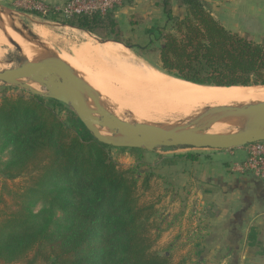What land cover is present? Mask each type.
<instances>
[{
	"label": "trees",
	"instance_id": "obj_1",
	"mask_svg": "<svg viewBox=\"0 0 264 264\" xmlns=\"http://www.w3.org/2000/svg\"><path fill=\"white\" fill-rule=\"evenodd\" d=\"M174 4L185 9L184 17L173 14ZM157 6L166 23L141 50L158 56L160 70L204 86H264V37L257 42L227 30L205 0H162ZM49 14L50 20L135 48L115 9L63 16L51 8ZM143 21L136 14L130 25ZM112 149L139 164L146 153L99 142L55 100L24 90L3 99L2 188L17 179L24 184L19 192L8 191L10 202L0 196V264H172L155 251V206L141 200L138 178L118 167ZM201 156L178 154L165 165L196 163ZM149 183L145 178L144 189Z\"/></svg>",
	"mask_w": 264,
	"mask_h": 264
},
{
	"label": "rangeland",
	"instance_id": "obj_2",
	"mask_svg": "<svg viewBox=\"0 0 264 264\" xmlns=\"http://www.w3.org/2000/svg\"><path fill=\"white\" fill-rule=\"evenodd\" d=\"M70 3L71 0H0V10L2 12L14 13L16 16L18 15L21 24L20 26H17L18 29L15 25H13L14 27L11 29L21 36L28 37L27 39L32 38L31 40L34 41L37 39L33 29L35 25L45 27L46 35L45 38H43L44 44L35 42L38 47L37 50L41 48L44 53L43 55L48 52L56 54V51L57 53H62L64 51L70 54L72 50L75 51L77 49V40H74L72 35H65V30L75 27L50 20L47 18L50 14L46 11L49 7L58 10H65ZM125 3H128V1ZM125 3L116 7V10L124 6ZM36 12L38 13L36 14ZM78 30L86 32L81 29ZM124 30L126 36H129L130 34H127L126 27ZM263 36L259 37V41L262 40ZM251 37L253 38L252 35ZM96 38L102 41L101 38L97 36ZM38 40L40 39L38 38ZM132 42L135 45V48L130 51L134 56L166 75V73L159 68L160 62L158 56L155 53L141 50V48L148 44V40L143 34L134 38ZM49 45L51 47H49ZM45 46L48 47L46 48ZM0 52H2V55H0V64L6 68L19 66V58H23L22 52H19L13 44H10L9 36L6 34V27L2 23H0ZM21 90L29 92L15 84L0 83V104L3 102L4 98H17ZM39 90L42 89L40 88ZM121 99L123 98H118L117 101L115 98L107 99L106 102L109 103L108 105L110 107L105 106V110L114 114L121 120L125 121L123 117H126V121L128 120L130 123L167 126L176 130H188L191 132L203 131L206 128V124L211 121L204 117L208 110H204L203 112L198 110L196 112L181 113L177 115L166 110V112L161 113V115L153 111L151 113L153 118L143 120L142 122L136 117V114L130 108H123L122 105L124 102ZM124 101H128V97L124 98ZM244 106L248 107L250 105L234 106L228 110H240L245 108ZM121 108L123 111H121ZM116 113H119L123 117L116 115ZM166 115L169 118H167ZM171 115L174 117L171 118ZM131 116H133L135 120H138L135 121ZM217 124H219L218 121L212 124L207 132H215L213 127ZM227 129L228 128H222L218 130L221 132ZM229 130L232 129L229 128ZM246 149L247 147H245V149L240 148L232 151L214 153L213 151L208 150H195L183 147L170 149L158 148L154 151L146 150L141 164L136 162L135 158L128 152H121L117 149L111 150V156L118 167L121 170L134 172L138 178L141 200L144 203L155 206L156 216L153 220V224L155 227L154 233L158 236V241L155 247L156 252L169 256L172 264H217L218 261L224 260L226 257H229L227 259V264H239L237 263V260L240 257L239 253L234 254L227 252L226 250L219 253L211 252L212 250H210V246L212 241L210 240L211 238H208L209 233L212 228L223 229L225 227V221L222 219L227 218L228 220L229 216L235 213L248 214L249 221L244 228L250 226L255 215L261 211L258 199L264 198V188L261 186L264 183V179L251 173H240L236 169V164L231 168V165L227 163L233 171V174H231L233 177L231 179L232 181H230L231 183L224 185L221 182L222 178H219V176L214 181V178L209 177L207 174L209 172V166L207 163H210L209 161H212L213 159L207 160L206 157L213 156L215 158L217 156L220 158H230L231 156H237L236 159H241L243 156L245 160ZM185 153H199L202 156L196 163H179L172 166L165 165V162H168L174 155ZM3 160H5V158H3ZM241 160H239V162L244 161ZM240 176L247 177L248 180L244 181ZM145 178H150L148 190L144 189ZM213 181L216 182V184H214ZM23 184V179L7 181V189L4 190L2 188L3 177L0 175V196L3 195L4 198L7 197L8 202H10V197L8 198L10 194L8 191L11 193L19 192V188L22 187ZM212 185L213 187L216 186L214 187L215 189L212 188ZM220 185L223 186L220 188ZM3 208L4 205L0 202V211L3 210ZM39 209L40 205L37 206L36 210ZM214 224H216L215 227ZM250 264L262 263L252 261Z\"/></svg>",
	"mask_w": 264,
	"mask_h": 264
},
{
	"label": "bare ground",
	"instance_id": "obj_3",
	"mask_svg": "<svg viewBox=\"0 0 264 264\" xmlns=\"http://www.w3.org/2000/svg\"><path fill=\"white\" fill-rule=\"evenodd\" d=\"M0 12L2 11L0 10ZM0 23L4 24L6 27L7 36H9L20 46L23 54L22 57L24 59L29 62H37L40 60V58H42L44 53L41 48L37 50L38 47L35 42L44 44L43 38H45L46 35L45 27L36 25L34 26V33L37 36V39H35V37L34 41L31 40L32 38H29V40L27 39L28 37L26 38L21 36L11 29L14 27L13 25L16 27L20 26L21 23L18 15L16 16V14L11 12H2L0 13ZM65 31V35H72V38L77 40V49L75 51L72 50L70 54L64 51L62 53H57L55 50L56 55L79 78H81L90 88H92L100 102V105L104 109L105 106H109V103L106 102L107 99L115 98L117 101L118 98L120 99L122 97L123 99L121 100L124 102L122 105L123 108H130L136 114V117L143 122V120L153 118V115H151L153 111L160 115L161 113H165L166 110H169L174 115L196 112L198 110H201V112L204 110H216L219 112L228 110L234 106L246 104H249L250 106H244L245 108L240 110L258 111L260 110L259 105L264 104V86L262 85L257 87L238 86L225 88L204 86L186 82L173 76H169L167 74L165 75L164 73L158 71L154 67L138 59L126 46L118 42L101 41L95 36L86 32H81L75 28L66 29ZM38 38L41 41L38 40ZM49 47L51 46L49 45ZM0 55H2V52H0ZM3 68L6 67H3L0 64V70ZM20 82L21 84H24L30 88L36 90L40 89V86L32 80H22ZM126 97H128V101H124V98ZM86 100L88 107L94 110L95 106L92 97L86 96ZM121 111H123L122 108ZM208 111L206 114H208ZM116 115L119 116L120 114L116 113ZM120 116L123 117L122 115ZM173 117L171 115V118ZM123 118L126 121V117ZM218 123L219 124L213 127L215 132H205L201 134H234L245 126L246 120L243 117H229L226 119H221L218 121ZM150 126L181 133L188 131H180L167 126ZM222 128L228 129L219 132L218 129ZM229 128L232 130H229ZM98 132L102 136L113 139L114 141H120L122 138L121 135L114 136L110 129L98 128Z\"/></svg>",
	"mask_w": 264,
	"mask_h": 264
},
{
	"label": "water",
	"instance_id": "obj_4",
	"mask_svg": "<svg viewBox=\"0 0 264 264\" xmlns=\"http://www.w3.org/2000/svg\"><path fill=\"white\" fill-rule=\"evenodd\" d=\"M9 41L19 52H22L20 46L10 37ZM102 41L105 40L102 39ZM126 47L132 50L131 47ZM22 80H32L42 90H36L21 84L20 81ZM0 83L15 84L34 95L64 104L77 115L87 130L99 142L114 148H138L154 151L158 148L183 147L195 150L230 151L264 141V104L259 105L260 110L258 111L224 110L217 112L216 110H209L204 117L211 121L206 124L203 131L181 133L121 120L105 110L100 105L92 88L79 78L56 54L51 52L43 55L41 60L37 62H29L24 58H19V66L0 70ZM253 86L257 87L259 85ZM86 96L92 97L94 110L88 107ZM208 116L210 117L207 118ZM229 117H243L246 124L234 134H201L207 132L212 124L220 119ZM98 128L110 129L114 136L121 135L122 138L120 141L106 138L99 134Z\"/></svg>",
	"mask_w": 264,
	"mask_h": 264
},
{
	"label": "crops",
	"instance_id": "obj_5",
	"mask_svg": "<svg viewBox=\"0 0 264 264\" xmlns=\"http://www.w3.org/2000/svg\"><path fill=\"white\" fill-rule=\"evenodd\" d=\"M160 1L162 0H129V2L125 3L121 8L115 9L116 17L121 22L122 26L127 28V34H130L128 37L133 40L143 34L149 42L152 35L155 34V30L165 25L166 18L163 14V10L161 7L157 6V3ZM205 1L211 5L214 18L220 21L227 30L239 34L249 33L253 36L255 41H259V37L264 35V0ZM136 14L143 16L144 21L142 24L131 26L130 20L132 16ZM173 14L184 17L186 11L184 8L174 4ZM132 20L136 23L135 18ZM242 149H245V147ZM209 151H213L214 153L223 152L215 150ZM215 158L213 156L206 157L207 160L213 159L209 161L210 163H207L209 166V172L207 174L209 177H213L214 181L219 176V178H222L221 182L224 185L231 183L230 181H232L231 179L233 177V175H231L233 174L231 168L234 164L241 163L239 160H241L243 156L241 159H236L237 156H231L230 158H220L216 156ZM242 160H244V158ZM227 163L231 165V168ZM242 179L244 181L248 180L247 177H242ZM214 184H216V182H214ZM222 186L223 185H220V188ZM261 186L264 188V183ZM214 187L212 185V188ZM258 204L261 211L255 215L251 225L247 228H244V226L249 221V215L235 213L230 215L228 220L227 218L222 219L225 221V227L223 229L212 228L210 230L211 232L208 238H211L210 240L212 241L210 246L211 252L219 253L226 250L234 254L239 253L240 257L237 260L239 264H250L252 261L264 264V198L258 199ZM215 226L216 224H214V227ZM228 258L229 257H226V259L218 261L217 264H227Z\"/></svg>",
	"mask_w": 264,
	"mask_h": 264
},
{
	"label": "built area",
	"instance_id": "obj_6",
	"mask_svg": "<svg viewBox=\"0 0 264 264\" xmlns=\"http://www.w3.org/2000/svg\"><path fill=\"white\" fill-rule=\"evenodd\" d=\"M127 0H71L65 10L54 8L63 16L79 13H102L116 9ZM51 7L47 8L49 12ZM246 158L243 162L236 164V169L240 173H251L257 177L264 179V141L257 142L247 146Z\"/></svg>",
	"mask_w": 264,
	"mask_h": 264
}]
</instances>
